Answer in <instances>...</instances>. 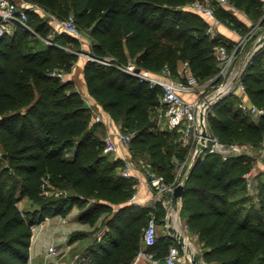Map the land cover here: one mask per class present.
Segmentation results:
<instances>
[{
	"label": "trees",
	"instance_id": "1",
	"mask_svg": "<svg viewBox=\"0 0 264 264\" xmlns=\"http://www.w3.org/2000/svg\"><path fill=\"white\" fill-rule=\"evenodd\" d=\"M23 1L59 18L74 17L78 30L91 41L93 59L86 61L83 70L88 94L114 123L123 125L126 131L122 132L132 131L131 153L147 154L151 169L172 182L174 160L178 165L185 161L193 146H182L175 131L159 129V90L114 65L132 62L155 73L167 68L173 78H180L179 64L186 63L197 81L205 83L219 70L215 47L232 52L235 43L211 33L202 15L185 8L195 0ZM227 1L260 21L259 0ZM212 6L219 22L240 31L244 28L230 7L216 2ZM38 15L27 12L31 31L18 26L0 38V264H28L33 226L47 216L64 217L74 206L82 211L80 221L90 226H97L104 216L90 264H131L150 206L130 202L134 181L116 172L121 164H113L103 152L100 122L93 123L75 82L64 77L78 59V53L67 47L77 38L66 33L49 38L50 27ZM259 26L264 28V22ZM31 32L43 43L30 45L38 39ZM263 59L264 44L241 74L249 100L262 109ZM208 121L221 142L264 143V114L252 120L234 94L212 105ZM251 166L245 154L227 159L205 154L193 164L180 216L201 244L203 264H264V181L256 193L255 211L245 210L247 197L235 198L245 190L242 176ZM24 197L30 209L18 206ZM155 210L159 224L166 210L159 203ZM172 244L156 238L149 250L158 259Z\"/></svg>",
	"mask_w": 264,
	"mask_h": 264
},
{
	"label": "built area",
	"instance_id": "2",
	"mask_svg": "<svg viewBox=\"0 0 264 264\" xmlns=\"http://www.w3.org/2000/svg\"><path fill=\"white\" fill-rule=\"evenodd\" d=\"M259 1L262 7V19L264 17V0ZM212 2H216L222 7H230L227 0H195L185 6L186 9L202 15L206 19L211 33H213L214 26L219 23L214 15ZM30 10L36 11L39 14L45 13L48 17L47 23L56 34L66 33L74 37L79 36V30L72 15H69L67 18H59L50 12L44 11L39 6L23 0L21 2L17 0H0V38L11 35L18 26L31 31L27 24V12ZM260 21L257 26H259ZM50 35L48 36L49 38ZM44 41L46 43H52L51 40ZM243 43H245L244 39L235 44L232 52H228L221 45L215 47L214 55L219 70L214 79L205 83H199L197 81L191 74L186 63L184 64L187 72L180 76V78H173L167 68H164L159 73H155L149 70L139 69L132 62L126 65H114L119 70L138 79L139 82L147 84L149 88H157L159 90L160 107L158 109V119L163 122L167 129L175 131L178 141L181 144L194 146L193 156H191L189 161L186 159L179 165V170L175 173L172 182H167L162 175L152 170L149 164L141 163V170L144 172L146 181L153 194L150 204L145 205L137 201L138 187L142 183L141 179L134 175V171L137 169V163H134L124 150L125 147H128L132 134L122 132L116 128L109 130L103 137V152L116 154L122 162L119 175L125 179H132L135 183V192L130 202L140 206H150L148 218L142 231L141 242L143 248L138 249L133 261L145 260L152 264H158L154 253L149 250L150 247L155 245L157 238L158 223L155 204L159 203L167 212L170 203L164 196L169 194L179 183L182 170H187L197 156L201 158L205 154H217L222 159H227L242 154L248 155L247 145L219 141L211 132L208 121L212 105L227 94H234L237 97L239 107L252 120L257 121L264 114V109L256 107L248 99L245 87L241 81L242 71L238 74L231 72L236 52ZM87 57L93 59L88 54ZM102 63L109 66L112 65L107 61H102ZM59 76L61 75L59 74ZM221 79H227V82L224 84L221 82L220 85H217V90L211 96H202L204 88L208 87L215 80ZM186 95H196V98L188 99ZM94 121L102 122V118L100 115H97ZM257 158L261 163L260 170L250 168L242 176L245 188L248 191L253 190L259 175H264V144L259 149ZM50 251L52 252L54 250L50 248ZM180 258L179 247L175 244L170 245L165 256L166 264H179Z\"/></svg>",
	"mask_w": 264,
	"mask_h": 264
},
{
	"label": "rangeland",
	"instance_id": "3",
	"mask_svg": "<svg viewBox=\"0 0 264 264\" xmlns=\"http://www.w3.org/2000/svg\"><path fill=\"white\" fill-rule=\"evenodd\" d=\"M231 13L235 15V17L239 20L238 14H243L244 11H238L234 10L231 8ZM39 18L44 20L47 23L48 17L45 15V13H40ZM251 18V17H250ZM251 24L249 27H245L241 30L242 32V37L240 40H238L237 43H239L242 39H244V42L241 47H239V55H245V58L243 61L238 63V60L235 58L231 72L233 73H240L241 69L243 68L244 64L247 63V61L251 58V56L254 54L255 51H257L261 46L250 48V51H247V45L246 43L253 37L257 36V38L252 42L255 43L259 36L263 34V29L264 28H258L256 24V20L251 18L250 19ZM48 24V23H47ZM49 25V24H48ZM50 27V26H49ZM50 38H52L56 33L55 31L50 27ZM216 32V30H215ZM36 39L38 38L34 32H31ZM77 41L76 43L73 42L70 45H67V47H71L73 51H76V53L79 54H84L85 52L89 51V45H88V35L84 31H79V36L76 37ZM41 39L33 40L30 42V45H33L37 47L39 44H42ZM236 43V44H237ZM221 82L224 84L227 82V79H221L218 80V83L215 85H209L208 87L204 88L203 90V95H207L208 97L211 96L217 89L216 86L220 85ZM101 128L98 130V134L100 135V138L103 139V137L106 135L107 131L109 130L108 126L105 124V122H101ZM116 127L122 131H126L123 127L122 124H116ZM131 132L132 131H128ZM182 146H186L185 144H182ZM129 148L125 147V151H127ZM108 155V159L113 162V164H121V160L117 157L116 154L114 153H106ZM194 154V146L190 149L188 157L186 159L189 161L191 159V156ZM131 160L134 163H137V170L142 169L141 163L148 164V158L145 154H140V155H132L130 152ZM118 159L120 162H118ZM175 163H177V160H174ZM183 162H180L182 164ZM116 172L119 173V169H116ZM176 172V171H175ZM186 172L185 170H182L181 175L179 177V182L182 180V177L184 173ZM261 181H264V176H261ZM238 197H247V201L245 203V210L250 209L251 211H255L258 208V201L256 198V191H248L246 188L245 190L242 191V193L239 194ZM18 206L21 207L22 209H30L31 208V203L27 198H23L18 202ZM82 211H80L77 207H73L71 211L68 213V215L62 220L60 219L61 227L60 229H56L52 232H50L49 235V243L46 244L44 247V252L41 257L39 255V258H43V260L40 262L42 264H90L91 263V258H90V251L94 247L95 243L97 242L98 239H100V234L103 233L101 232V229L97 228L100 225V221L103 220L104 216L102 215L100 217V220L97 224V226H90L89 224L82 223L80 221V215ZM168 216V217H167ZM167 216L161 220V222L158 224V230H157V239L158 240H164L168 244H171L172 242H178L176 241L175 237L170 236L168 227H173L175 230L179 231V222H180V216H179V211L178 210H173L171 207H168L167 209ZM168 219L171 220V223L168 224ZM41 224V223H39ZM40 226V225H39ZM57 228V225H56ZM41 229V228H39ZM40 234L35 235V241H41L42 237L39 236ZM47 238V237H46ZM45 238V239H46ZM141 240V239H140ZM139 248H143L142 242H139ZM50 248H52L54 251H50ZM180 251V257H182V261L184 260L185 262H182V264H190L191 262V257L187 254L185 255V250L184 247L179 248ZM52 262V263H49ZM158 264H166L165 262V255L164 254H159L158 259H157ZM131 264H152L148 261L145 260H140V261H133ZM181 264V263H180ZM202 264V263H201Z\"/></svg>",
	"mask_w": 264,
	"mask_h": 264
},
{
	"label": "crops",
	"instance_id": "4",
	"mask_svg": "<svg viewBox=\"0 0 264 264\" xmlns=\"http://www.w3.org/2000/svg\"><path fill=\"white\" fill-rule=\"evenodd\" d=\"M17 1L21 2V0H17ZM230 8H232V7H230ZM232 9L237 10L235 8H232ZM238 11H240V10H238ZM237 16H239V21L242 23L243 26L249 27L251 25L249 23L251 22L250 19L252 17L250 18V16L247 13L244 12L243 14H238ZM258 23H259V21L257 20L256 24H258ZM257 27L261 28L260 26H257ZM215 30H216V32H215ZM212 32H213V34L217 33V34L222 35L224 38H226L227 40H229V41H231V42H233L235 44L242 37V35H241L242 32L240 30H236L234 28H230V27L222 24L221 22H219L217 25L214 26ZM87 40H88V45H89V50H90L91 41H90L89 37H88ZM255 43L252 44V42H251L249 45H247V47H246L247 51H250L251 47L254 48L255 47ZM87 54H89V51L85 52L84 54H82V53L79 54L77 61L73 64L71 72L68 73V74H65L64 77L66 79L73 80L75 82L76 90L81 94V97H82V99L84 101V104L87 107L90 108V110H91V112L93 114V123H99V122H95L94 118L97 115H100V117L102 118V122H105V124L108 126L109 130L116 129L117 128L116 127V123H114L112 121V119L109 117V115L105 111H103L102 108L100 107V105L88 94L87 87H86L85 80H84V73H83L85 63H86L87 60H89V57H87ZM235 58L238 60V63H239V62L243 61V59L245 58V55H239L238 54ZM248 61H247V63H248ZM263 62H264V59H263ZM247 63L244 64L243 68L240 71L243 72V70L246 67ZM178 72H179L180 76L184 75L187 72L186 69H185V64L184 63H180L179 64ZM186 98L195 99L196 95H186ZM158 127L161 130L167 129L164 126L163 122L161 120H159V119H158ZM263 144H261L259 146L247 145L246 149L249 152L247 156L249 157V159L252 162L251 168H255L257 170H260L261 163H260L259 159L257 158V154H258V151H259V149L261 148V146ZM130 152H131L130 149H128L126 151L127 156H130ZM132 155L136 156V155H139V154L132 153ZM145 155L148 158V155L147 154H145ZM179 165L176 163L175 170H174V172L176 171L175 173H177V171L179 170ZM185 173H184V175H185ZM134 175L136 177L140 178L141 181H142L141 185L138 187L137 201H139L140 203H144L145 205L150 204L153 194H152L151 189H150V187H149V185H148V183L146 181L144 172L141 169H138V170L136 169L134 171ZM184 175H183V177H184ZM260 183H261V178L258 177V179L256 180V182L254 184V188H253V190H255L256 193H257V191L259 189ZM239 194L240 193H238L235 196L236 199L238 198ZM164 197L167 200H169V203H170V199L168 197V194L165 195ZM179 206H181V202L179 203ZM170 207H171V205H170ZM178 211H179V216H180V210L178 209ZM66 216H64V217L61 216V215L47 216L41 222V224H37V225L33 226V228H32L33 229V236L31 238V244H30V248H29L28 264H42L40 262V259H41V261L43 260V258H41V257H42L43 252H44V247L46 246V244H48L50 242L49 238H48L49 235H50V232H52V231H54L56 229H60L61 223H60L59 220L60 219L63 220ZM166 216H167V212H166ZM167 222H168V224H170L171 220L168 219ZM56 225H57V228H56ZM39 228H41V229H39ZM176 231H177V233L180 236L183 237V245H180V243H179V241L177 239H176V241H178V242H176V243L174 242V243L179 248L184 247V250L186 251L185 255L187 254V256L189 255L190 257L194 256V255H197L200 264L201 263L203 264V261H202V258H201V252H202L201 251V244L198 242L197 236L191 230H189L187 228V226H186V218L185 217H181L180 216L179 231L178 230H176ZM36 234H40L39 236L42 237L41 241H37L36 242L34 240ZM169 234H170V236H172L170 231H169ZM39 255H41L40 258H39ZM182 262H185V261L184 260L182 261V257H181L179 264L180 263L182 264ZM49 263H52V262H49ZM190 264H192V263L190 262Z\"/></svg>",
	"mask_w": 264,
	"mask_h": 264
},
{
	"label": "water",
	"instance_id": "5",
	"mask_svg": "<svg viewBox=\"0 0 264 264\" xmlns=\"http://www.w3.org/2000/svg\"><path fill=\"white\" fill-rule=\"evenodd\" d=\"M264 22V17H262L260 24ZM264 44V29L263 34L258 38V40L255 43V47L261 46ZM90 56V54H88ZM138 71V69H136ZM196 159H199V156H197L191 163L190 167L187 169L184 177L182 180L172 189V191L168 194V197L170 199V205L174 210H180L181 206H179V203L181 202V199L185 193V186L188 180V177L190 175V172L192 170L193 164ZM168 230L172 234L175 239H177L180 243V245H183V237L180 236L175 229L169 226ZM191 263L192 264H200L199 259L197 255L191 256Z\"/></svg>",
	"mask_w": 264,
	"mask_h": 264
}]
</instances>
